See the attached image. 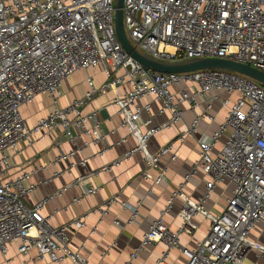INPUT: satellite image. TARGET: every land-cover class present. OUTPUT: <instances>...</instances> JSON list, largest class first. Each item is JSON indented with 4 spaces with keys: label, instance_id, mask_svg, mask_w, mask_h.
<instances>
[{
    "label": "built area",
    "instance_id": "1",
    "mask_svg": "<svg viewBox=\"0 0 264 264\" xmlns=\"http://www.w3.org/2000/svg\"><path fill=\"white\" fill-rule=\"evenodd\" d=\"M116 2L0 0V256L7 257L10 246L18 244V253L32 262L88 264L81 252L71 249L69 234L84 228L88 215L60 227L52 226L42 215L49 199L35 206L25 202L36 188L26 182L38 166L29 161L30 171L12 177L10 151L50 132L60 133L56 146L61 151L63 139L75 141L89 136L92 143H98L108 138L110 134L100 121L93 127L89 124L99 110L89 114L84 110L96 97L112 93L121 124L136 142L126 158L143 153L148 169L159 173L153 180L144 172V179L160 184L168 171L161 165V158L172 153L175 159L177 142L183 143L187 137L195 139L199 151L191 175L202 170L207 179L206 191L198 201H184L179 231L170 230L159 219L144 235L143 247L150 243L167 247L155 264H165L169 251L175 248L187 258L186 264H244L250 251L264 257V243L260 236H253L260 225L261 235L264 233V87L248 77L225 71L162 74L145 70L118 41ZM123 9L127 37L143 55L169 62L230 59L264 72V0H124ZM90 69H100L105 82L97 87L88 77L85 96L62 107L63 82L78 71ZM41 94L51 97L54 109L29 127L22 108ZM147 97L162 104L159 114L168 112V122L152 126L155 116L151 104H138ZM215 103L225 112L224 120L212 135L201 134L197 129L201 122L215 121ZM182 104L199 109L195 120L174 142L150 153L148 141L152 137L183 121ZM144 112L149 118H143ZM71 155L62 152L57 161L69 162ZM70 167L75 164L70 163ZM225 181L233 184L232 194L220 214L212 213L205 203L216 186ZM72 186H81L87 195L96 189L86 177L78 178ZM183 187L172 193L163 214L180 198ZM116 203L117 197H112L94 208L93 213L104 218ZM121 206L132 211L129 223L139 216L137 208L127 203ZM197 216L210 220L211 228L195 249H188L180 237L198 230L193 223ZM33 250L37 255L31 258ZM139 252L132 253L126 264L137 260Z\"/></svg>",
    "mask_w": 264,
    "mask_h": 264
},
{
    "label": "crops",
    "instance_id": "2",
    "mask_svg": "<svg viewBox=\"0 0 264 264\" xmlns=\"http://www.w3.org/2000/svg\"><path fill=\"white\" fill-rule=\"evenodd\" d=\"M88 77L94 79L97 87L106 80L100 69L76 72L63 82L64 97L60 100L62 107L85 96L89 90ZM220 97L226 95L221 94ZM113 98L112 93L100 95L84 110L85 114L99 110L96 119L92 118L89 124L93 127L100 121L104 130L110 134L108 138L98 143H92L89 136H81L75 141L63 139L61 151L56 146V141L61 139L59 132L37 135L32 139V144L24 143L18 149L10 151L12 165L10 174L15 178L22 171H30L31 167L27 164L29 161H32V165L35 163L38 166V171L26 182V185H36V188L25 197V202L29 206H35L42 200L49 199L42 210V215L52 226L60 227L88 215L84 228L69 232L71 249L81 252L88 259V264H126L130 255L138 250L139 258L132 264H155L167 251V247L163 243H150L143 247L144 235L149 232L151 224L159 219H162L170 230L179 231L182 225L179 212L184 201L187 199L198 201L206 191L207 179L202 170L191 175L199 159V151L193 137H187L183 143L177 142L175 159L172 153L161 158V165L167 167L168 171L160 184L144 179V172H148L153 180L158 178L159 173L157 170L148 169L143 153L138 152L126 158V154L136 146V142L122 126L118 109L112 104ZM148 103L151 104L155 116L152 126H160L169 121L168 112L159 114L162 108L160 102L152 97L138 101L142 107ZM203 106L201 105L200 109H203ZM220 107L219 103L213 105L215 121L211 124L201 122L197 127L199 133L212 135L219 129L225 115ZM180 108L183 111V121L152 137L148 141L150 153L155 154L162 147L174 142L179 133L186 129V125H191L199 113V109L192 110L187 104H182ZM53 109L51 97L41 94L31 104L22 108V115L28 126L33 127ZM143 118H149V114L144 112ZM76 132L79 133V130L76 129ZM62 152L72 153L69 162L57 161ZM70 163H74L75 167L71 168ZM188 176L191 178L186 181ZM80 177L91 179L96 188L93 194L87 195L81 186H72ZM181 185H184L182 195L175 200L169 212L163 214L172 193ZM232 188L233 184L229 181L219 183L211 198L205 203L207 210L220 214L227 197L232 194ZM60 192L61 195H58ZM112 197H117L118 203L110 207L108 216L102 218L99 214L93 213L94 208ZM122 203L138 209L139 216L130 223L132 211L123 208ZM193 223L197 225L198 230L192 235L184 234L180 237L181 244L188 249H195L211 228L210 220L202 216L195 217ZM36 255L37 251L33 250L30 256L33 258ZM165 262L186 264L187 258L180 249L175 248L169 251ZM0 264L71 263L69 261L55 263L50 260L32 262L29 257L18 253V244H12L7 257L0 256ZM244 264H264V257L250 251Z\"/></svg>",
    "mask_w": 264,
    "mask_h": 264
},
{
    "label": "water",
    "instance_id": "3",
    "mask_svg": "<svg viewBox=\"0 0 264 264\" xmlns=\"http://www.w3.org/2000/svg\"><path fill=\"white\" fill-rule=\"evenodd\" d=\"M124 0H117L115 10V31L125 52L136 60L145 70L162 74H187L205 70L225 71L248 77L264 87V72L249 64H241L230 59L203 58L183 62L155 60L141 54L129 41L124 25Z\"/></svg>",
    "mask_w": 264,
    "mask_h": 264
},
{
    "label": "rangeland",
    "instance_id": "4",
    "mask_svg": "<svg viewBox=\"0 0 264 264\" xmlns=\"http://www.w3.org/2000/svg\"><path fill=\"white\" fill-rule=\"evenodd\" d=\"M262 231H263V226L260 225V226L258 227L257 231H255V232L253 233V236H255L256 238H258V236H260V241H261L262 243H264V241H263V240H264V233L261 235Z\"/></svg>",
    "mask_w": 264,
    "mask_h": 264
}]
</instances>
